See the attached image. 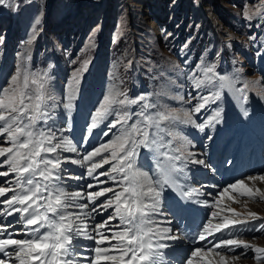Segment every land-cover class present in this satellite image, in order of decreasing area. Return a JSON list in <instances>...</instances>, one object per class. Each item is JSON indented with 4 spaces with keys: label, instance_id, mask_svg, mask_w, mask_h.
Returning a JSON list of instances; mask_svg holds the SVG:
<instances>
[{
    "label": "rangeland",
    "instance_id": "374dc122",
    "mask_svg": "<svg viewBox=\"0 0 264 264\" xmlns=\"http://www.w3.org/2000/svg\"><path fill=\"white\" fill-rule=\"evenodd\" d=\"M50 6L51 13L47 16ZM246 11L251 19L244 15ZM85 62L87 70L82 73L74 107L69 112L62 106L69 92L68 82L74 72L83 68ZM208 65H214L216 73L227 77V86L223 89L220 99L206 105L194 118L199 124L214 111L221 110V122L216 123L214 127L205 128L204 136L211 139L216 137L217 140V135L224 130L225 135L237 138L243 133L245 124L250 131L257 133L256 136L260 135V132L264 135V0H7L5 5H0V89L7 87L10 77L20 66L32 72H48V92L53 97L49 104L56 106L52 109V119H49L47 124L54 130L70 125L71 132L64 134L72 139L78 149V153H58L61 156L79 159L87 152L85 149L91 151L119 134L120 126L117 125L108 136L103 135L107 130L106 126L114 119L111 116L94 129L91 135L86 132L90 115L110 90L118 89L132 98L148 96L149 101L157 106L155 109H149V112L163 110L166 106L182 113L183 110H190L199 103L200 96L207 95L209 90L215 91L210 85L200 89L193 86L192 77L200 76L203 79L201 69ZM55 79H58V82ZM216 83L219 84V81ZM58 84L60 96L53 92ZM245 85L247 88L243 93L237 91ZM139 107L132 105L131 111L138 112ZM136 119L137 117L133 116V121ZM186 125L179 121L161 124V128L166 129L160 133L164 137V143L172 139L168 132L173 135L182 134L180 130ZM192 133L193 131L182 135L191 141ZM262 134L254 138L256 145L264 141V138L263 141L261 139ZM191 143L193 145V142ZM0 145L7 146L4 137H0ZM184 145L185 142L179 139L172 143L173 149H183ZM191 145L187 146V151L195 155L186 163L178 162L183 169L181 178L187 179L184 181L185 187L193 186L199 189L200 195L203 196L208 192L207 188L202 190L193 183V180L199 181L202 178L199 174L203 171L197 169L195 172L193 167L198 168L201 165L192 163L191 160H197L199 153L203 152L200 160L206 162V155L211 156L213 150L211 147L197 150ZM138 150V167L144 162L151 169V163L157 159L154 150L143 147ZM165 150L167 149H161ZM261 154L264 155L262 152ZM254 157H257L256 148ZM4 159L5 157H0V163ZM96 159L99 160V157ZM159 159L162 160V157ZM108 168L109 166L105 165L98 169L93 177H89L86 175L87 165L65 163L62 175L66 191L76 192L79 189L85 193L86 188L87 192L105 187L116 188V184L108 177L98 176L99 172L108 171ZM6 170V165L0 167V172ZM69 175L81 179H67ZM261 175H264V171ZM174 176L179 177L176 174ZM12 179V174L9 177H0V185L8 186L4 182ZM83 179L90 181L83 182L84 186H81ZM244 180L247 181V177ZM99 181L106 183L87 187L88 183ZM258 183L264 187V181H248L253 191ZM69 187L74 190L71 191ZM169 187L164 186L162 214H178L188 225L200 220L202 217L192 219L186 212L173 207L168 210L173 204L171 191L174 190ZM168 188L171 191H168ZM259 189L264 191V188ZM104 200L105 197H101L97 203H103ZM239 200L242 202L230 203L231 200L223 199L221 207L230 204V207L242 214L241 218L249 211L257 213L261 217L259 221L239 227L243 228L244 232L258 228L264 222V199L239 197ZM79 201L77 203H89L86 199ZM187 202L191 204V201ZM187 202L183 205L186 206ZM193 203L195 204L194 201ZM211 205L212 202H209V206L200 203L201 207L210 212L213 211ZM195 206L199 208L198 205ZM91 207L86 212H91ZM182 208L183 206H179V209ZM70 211L79 209L72 208ZM112 211L110 209V214ZM100 217L97 212H93L87 217V222L93 228L107 218ZM175 218L180 222L178 217ZM92 228H89L90 232ZM232 229L237 231L236 228ZM192 230L189 232L192 233ZM179 231L183 232V228H179ZM240 231L242 232V229H239ZM177 234L182 237L185 235ZM242 235L243 240H254L258 247H264V233L261 231ZM218 237L216 235V239ZM214 238L209 237V240H216ZM185 242L175 241L182 244ZM192 247L190 244L186 245L185 249L179 252L181 256L177 259L181 261ZM245 252L246 255H241L244 250L240 248L235 252L223 250V254L229 257V264H258L252 249ZM235 256L239 258L232 259ZM259 264H264V259L259 261Z\"/></svg>",
    "mask_w": 264,
    "mask_h": 264
},
{
    "label": "snow or ice",
    "instance_id": "6c2138e0",
    "mask_svg": "<svg viewBox=\"0 0 264 264\" xmlns=\"http://www.w3.org/2000/svg\"><path fill=\"white\" fill-rule=\"evenodd\" d=\"M6 3L7 0H0V5ZM244 15L248 19L252 18L247 11ZM86 70L87 62L82 69L72 74L68 82L69 92L62 106L69 112L74 107L82 73ZM201 71L203 79L200 76L192 77L194 88L210 85L215 91L209 90L207 95L199 97V103L182 113L166 106L163 110L149 112V109L157 106L149 101L148 96L132 98L118 89L110 90L90 115L86 132L91 135L94 129L111 116L114 119L106 126L107 130L103 135L108 136L117 125L120 126L119 134L76 159L58 154L78 153L72 139L64 134L71 132L70 125L54 130L47 124L52 119L51 111L56 106L49 104L53 97L48 92V72H32L24 66L18 67L7 87L0 89V137H4L7 144L0 145V157H5L0 167L7 166L6 171L0 172V177L13 175L12 180L4 182L8 186L0 185V197H5L0 200V205H3L0 216L19 214L16 222L22 224V227L9 232L12 222L0 223V254L3 256L0 264H83L84 261L87 264H169L165 250L170 249L172 244L168 241H178L183 237L174 234L171 227H163V222L153 218L162 214L164 186L167 184L177 188L185 200H191L201 193L195 187L185 189L174 178V174L183 171L178 162H187L195 155L187 151L191 141L182 134L173 135L168 132L172 139L165 144L160 133L166 129L161 128V124L179 121L193 124L203 132L205 128L214 127L221 122V110L214 111L202 123L197 124L194 119V115L200 113L206 105L220 99L227 86V77L216 73L214 65L205 66ZM246 88L247 85L237 91L243 93ZM132 105H139V111L132 112ZM133 116L137 117L134 121ZM130 121L132 122L129 123ZM176 139L185 142L183 149H172V143ZM141 147L152 149L156 153V171L160 174V179L153 181L148 172L138 167V149ZM162 148L167 150L161 151ZM161 157L162 161L159 159ZM191 162L200 165L205 163L204 160L196 159ZM65 163L87 165L86 175L89 177L108 165V171L99 172L98 176L108 177L116 184V188L105 187L87 192L86 195L80 191L68 192L61 186ZM67 179L81 177L69 175ZM247 180L264 181V175L249 176ZM9 193L12 195L8 196ZM109 193L112 195L108 196ZM232 193L240 197L264 199V191L258 188L253 191L244 179L229 183L217 194L211 205L214 210L197 234L199 241H206L210 246L195 247L181 260V264H229V257L223 254V250L235 252L237 248L252 249L258 264L264 259V247L240 239L238 227L261 217L249 211L241 218L242 214L234 208L227 205L221 207L225 197L239 203ZM101 197H105L104 202L97 204ZM81 199L94 205L91 212L85 211L89 208L88 203H77ZM203 203L209 206L208 201ZM72 208L79 211H70ZM98 209L103 212L108 209L113 211L90 232L87 217ZM113 220L119 221L115 228L110 226ZM232 228L237 231L228 238H218L215 243L209 240V237H216ZM256 230L264 232V224ZM21 234L25 238H15ZM81 238L93 240L96 244L91 249V257L78 251ZM241 255H246V252ZM237 258L239 257H232Z\"/></svg>",
    "mask_w": 264,
    "mask_h": 264
},
{
    "label": "bare ground",
    "instance_id": "6f19581e",
    "mask_svg": "<svg viewBox=\"0 0 264 264\" xmlns=\"http://www.w3.org/2000/svg\"><path fill=\"white\" fill-rule=\"evenodd\" d=\"M51 11V6H50V8H49V10H48V14H47V16H49V14L51 13L50 12ZM55 81L56 82H58V79H55ZM59 84L53 89V92L57 95V96H60V93H59ZM51 95V94H50ZM255 99V98H254ZM260 129H262V128H260ZM264 132V131H263ZM261 133V132H260ZM261 136V134L260 135H257L256 137H254V138H257V137H260ZM262 139V141H263V137L261 138ZM3 140V139H2ZM254 142H255V139H254ZM252 143V145L254 144V149L256 148L257 149V156H259V157H261V156H263L262 154H261V147H264V141L262 142V143H260V144H258V145H255V143ZM251 142H249V141H247V143H245L246 145H248V144H250ZM257 144V143H256ZM80 151V150H79ZM220 152V153H222V151L220 150V149H218V148H213V153H211V156L210 157H215V155H216V152ZM196 152H199V151H196ZM138 153L140 154V152H139V150H138ZM139 154H138V156H137V158L139 157ZM204 155V153L203 152H200L199 153V155L197 156V160H200L201 159V157ZM243 157H245V156H243V155H241L240 154V158H242V160L244 161H247V159H249V157L248 158H243ZM162 160H163V158H162ZM162 160H160V161H162ZM3 161V160H2ZM157 162H158V160L156 159L155 160V162L153 163H151V169L149 168V166L146 164V163H144V162H142L139 166L141 167V170L142 171H145V172H148V174L152 177V179H153V181H156L157 179H160V174L156 171V164H157ZM263 162H264V157H263ZM186 163V162H185ZM197 169H202V173L201 174H199L201 177H203V178H206L207 176L206 175H204L205 174V172H208L209 171V167H208V165H201V166H199L198 168L197 167H193V170L196 172V170ZM72 170V169H71ZM82 172V169H80L79 170V173H81ZM181 174L182 173H177L176 175H178L179 177L177 178V177H175L174 176V178L179 182V184L180 185H182L185 189H187V188H189V187H185V180L183 179V178H181ZM261 175V173L259 174V173H254L253 174V176H260ZM88 178V177H87ZM82 181V185L81 186H84V184H83V182H85V181H90L89 179H83V180H81ZM247 184H248V180L247 181H245ZM72 183V182H71ZM89 185H94V186H97V185H100V183H88ZM215 184H204V186H207V190L206 191H213V190H215V188H218V186L216 185V186H214ZM249 185V184H248ZM61 186L62 187H65V189H66V186H64V183H62L61 184ZM166 186H167V184H166ZM99 187V186H98ZM190 187H193V186H190ZM224 187H226V186H224ZM224 187H222V188H219V192L224 188ZM264 188L263 187V184H261V183H258V186H255V190L258 188ZM166 188V187H165ZM169 188H171V187H169ZM168 188V191L170 190ZM250 188H252L253 189V187L251 186ZM173 191H171V192H173V194H171L172 196H171V200H174V199H178V200H180V203H182V204H184L185 202H187V200H185L182 196H181V193H180V191L177 189V188H175V187H172L171 188ZM164 190V189H163ZM167 190V189H166ZM165 190V191H166ZM254 190V189H253ZM77 191H79V189H77ZM167 192V191H166ZM218 192V193H219ZM218 193H216V194H205V195H203V196H206V197H213L214 199H212V200H210V199H208V198H206V199H199L200 198V195H197V196H194V198L192 199L194 202H195V204L196 205H198L199 207H201L200 206V203H203V201H208V202H214L215 200H216V198H217V194ZM169 194V193H168ZM9 195H11V193H9L8 194V196ZM167 195V194H166ZM165 195V196H166ZM232 195L233 196H235V193H232ZM239 195H236V200H238L239 202H242L241 200H239ZM3 199H5V197H0V200H3ZM224 200H231L230 201V203H233V200L232 199H229L228 197H225V198H223ZM192 200H188V201H191V203H193V201ZM77 202H80V201H77ZM88 203V202H87ZM174 203V202H173ZM89 204V207H91L90 208V210L94 207V205L93 204H91L90 202L88 203ZM98 204V203H97ZM187 204H190L189 202H187ZM194 204V203H193ZM172 205H174V204H172ZM227 206H230V204H226ZM187 206H189V205H186V207ZM254 206V205H253ZM162 207V206H161ZM165 207H166V205H165ZM3 208V205H0V209H2ZM181 208V207H180ZM212 208V210H214L213 209V207H211ZM165 209V208H164ZM167 209V208H166ZM169 210V209H168ZM171 210V209H170ZM181 210V209H180ZM85 211H87V209L85 210ZM163 211V210H162ZM173 211H174V209H173ZM176 211V210H175ZM208 213H207V216L208 217H210V214H211V212L209 211V210H206ZM90 212V211H89ZM97 212V216L98 217H100V216H102V217H100V218H104V217H107L109 214H110V209H108V211H107V213L106 214H104L105 212H103V211H101V210H97L96 211ZM183 212V211H182ZM170 216H172L173 218L171 219V217ZM169 216V213H168V216H166V213H163V214H159V215H156V216H154L153 218L155 219V220H158V221H161V222H163L162 223V226L163 227H171V228H176V226L177 225H181V227L180 228H183V231H185V230H187V234H185L184 235V237L181 239V240H179V241H186L184 244H182V243H175V241L173 242V241H168V243H170V244H172V247L170 248V249H166L165 250V254H166V258H167V260H168V262H169V264H181V261H179V259H177V258H180V253L179 252H181V251H183L184 249H185V246L186 245H188V244H190V245H192L193 247L195 246V245H202V244H207L206 243V241H199L198 240V237H197V234H198V232H197V230H195V228H194V230H192V229H186V226L188 227L189 225L188 224H186L181 218H183V217H180L178 214H171ZM186 216V215H185ZM18 217H19V214H15L14 216H0V223H3V224H8L9 222H12V227L11 228H9V232H14L16 229H19V228H21L22 227V224H20V223H17L16 221H17V219H18ZM167 217V218H166ZM175 217H178L179 218V220H180V222L179 221H177L176 220V218ZM189 218V217H188ZM184 219V218H183ZM171 221V223H167V221ZM190 220V219H189ZM192 220V219H191ZM96 221V220H95ZM256 221H259V219H256V220H251L249 223H251V222H253V223H255ZM97 222V221H96ZM102 223V222H101ZM118 223H119V221L118 220H113V221H111V223H110V226L111 227H113V228H115L117 225H118ZM188 223V222H187ZM87 224L92 228V226L87 222ZM262 224H264V222L262 223ZM260 226V225H259ZM258 226V227H259ZM89 227V228H90ZM257 229V228H256ZM256 229H251L250 231H247V230H245V232H244V234L246 235V234H250V233H253V232H256V233H259L260 231H257ZM189 230H192L191 232L192 233H190L189 232ZM177 230H174L173 231V233L174 234H177V233H175ZM226 232V231H225ZM225 232H223L224 234H227V233H225ZM261 233H264V232H261ZM93 235H95V233H92ZM178 235V234H177ZM15 238H25L22 234L21 235H17ZM211 238V237H210ZM240 239H242L243 238V235L242 236H240L239 237ZM215 242H216V240H214ZM213 240H212V242L213 243H215ZM245 241H247V242H249L250 244H252V245H255V246H258L256 243H255V241L254 240H248V239H245ZM256 242H257V240H256ZM104 245H102V247H103ZM94 247H96V244L94 243V241L93 240H89V239H83V238H81V239H79V248H78V251H80V252H82L85 256H88V257H91L92 255H93V253L91 252V249L92 248H94ZM240 249H242V250H244V252L245 251H248V250H245V249H243V248H240ZM186 254H187V252H186ZM186 254L183 256V258L186 256ZM248 254V253H247ZM0 258H3V256H2V254H0ZM182 258V259H183ZM178 262V263H177ZM83 264H87V262L86 261H84L83 262Z\"/></svg>",
    "mask_w": 264,
    "mask_h": 264
}]
</instances>
